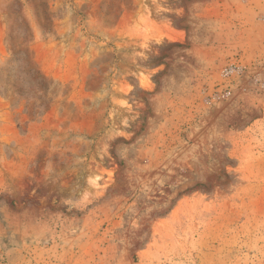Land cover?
<instances>
[{
    "label": "rangeland",
    "instance_id": "1",
    "mask_svg": "<svg viewBox=\"0 0 264 264\" xmlns=\"http://www.w3.org/2000/svg\"><path fill=\"white\" fill-rule=\"evenodd\" d=\"M0 264H264V0H0Z\"/></svg>",
    "mask_w": 264,
    "mask_h": 264
}]
</instances>
